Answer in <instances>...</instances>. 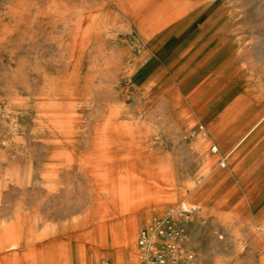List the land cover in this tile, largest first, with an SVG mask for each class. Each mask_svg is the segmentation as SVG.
<instances>
[{
  "label": "rangeland",
  "instance_id": "374dc122",
  "mask_svg": "<svg viewBox=\"0 0 264 264\" xmlns=\"http://www.w3.org/2000/svg\"><path fill=\"white\" fill-rule=\"evenodd\" d=\"M149 2L0 0V264H264V0Z\"/></svg>",
  "mask_w": 264,
  "mask_h": 264
},
{
  "label": "bare ground",
  "instance_id": "6f19581e",
  "mask_svg": "<svg viewBox=\"0 0 264 264\" xmlns=\"http://www.w3.org/2000/svg\"><path fill=\"white\" fill-rule=\"evenodd\" d=\"M149 1L150 0H140L141 6H139V8L141 11L139 14H144L146 12L154 13L153 8L150 6ZM204 137L206 136L204 135ZM207 140L210 141V137L208 139L207 138L203 139L200 137V139H198L197 141L194 140L195 142L193 145L199 148V146H201ZM210 151H213V153L219 152V149L217 148V146H215V147L210 148ZM231 154H228V151H227L226 156H231ZM202 157L204 158L203 160L205 164L206 165L209 164L210 159H208V155L205 153L202 155ZM182 208L186 209V204H183ZM154 223L155 225L153 228H154V232L158 240L154 241L152 237L153 234L150 231L151 227H149V230L140 231L139 239H138L139 245L141 246L142 252L146 254L149 253L152 255L150 259L147 258L146 263L148 264H168L169 262H171V260L174 259V255H175L174 253L176 252L175 246H176L177 241H179L178 239L180 238L172 234H169L168 232L164 233V230L161 229L159 220L158 221L154 220ZM148 231L150 232L149 233L150 235L148 234Z\"/></svg>",
  "mask_w": 264,
  "mask_h": 264
},
{
  "label": "crops",
  "instance_id": "0c3cea01",
  "mask_svg": "<svg viewBox=\"0 0 264 264\" xmlns=\"http://www.w3.org/2000/svg\"><path fill=\"white\" fill-rule=\"evenodd\" d=\"M231 154V153H230Z\"/></svg>",
  "mask_w": 264,
  "mask_h": 264
}]
</instances>
